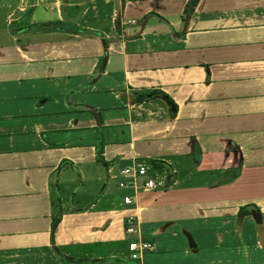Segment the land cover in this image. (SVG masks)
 I'll return each mask as SVG.
<instances>
[{"label": "crops", "instance_id": "crops-1", "mask_svg": "<svg viewBox=\"0 0 264 264\" xmlns=\"http://www.w3.org/2000/svg\"><path fill=\"white\" fill-rule=\"evenodd\" d=\"M153 158L163 184L108 188ZM137 235L154 248L134 259ZM174 249L178 264H264V0H0V264H164Z\"/></svg>", "mask_w": 264, "mask_h": 264}, {"label": "built area", "instance_id": "built-area-1", "mask_svg": "<svg viewBox=\"0 0 264 264\" xmlns=\"http://www.w3.org/2000/svg\"><path fill=\"white\" fill-rule=\"evenodd\" d=\"M157 171L158 169L152 165L151 160L149 162L143 160L133 161L119 169L121 178L118 180V184L121 187L132 188L135 193L140 190L153 189L164 182L160 176H154ZM123 201L130 203L132 201L131 195L126 193L123 196ZM125 231L127 233H136L138 231L137 222L132 214L127 215L125 219ZM153 248L151 241L142 239L139 235L128 241V250L130 256L134 259L142 257L146 251H150Z\"/></svg>", "mask_w": 264, "mask_h": 264}, {"label": "rangeland", "instance_id": "rangeland-1", "mask_svg": "<svg viewBox=\"0 0 264 264\" xmlns=\"http://www.w3.org/2000/svg\"><path fill=\"white\" fill-rule=\"evenodd\" d=\"M171 158L173 160H175L176 163H173V165H176L178 168V171L180 173L179 174V178L183 179V181L185 182L186 180V173H189V171L192 170L191 174L194 176L193 178L195 179V177L199 176V172H197V162H196V155H185L183 152H180L176 155H172ZM143 161L149 162L150 160L148 159H142ZM111 163H117L118 164H122L124 161L120 158V155H115V157H113V159L110 161ZM161 172L166 173V169H160L158 170V174L155 173V177L157 175L161 176ZM193 179V180H194ZM105 183V180L103 179L102 182H93L92 184L95 185V187L97 188L98 192L103 188V185ZM118 178L117 179H111L110 184L108 186V188L113 189L114 194H118V192L120 191V193L122 192L120 190V188H118ZM92 187V185L90 186ZM76 188V194L75 196V200L74 203L76 204H86L87 203V197L89 196V186H88V182H85L84 185L80 184L79 182L75 185ZM72 191V186L68 185V187H66V189H63V193H65L68 197H71V192ZM95 192V191H94ZM97 192V191H96ZM96 194V193H95ZM90 199V198H89ZM177 240L175 239L174 243ZM173 243V245H174ZM176 248L181 247V245L178 243L177 245H174ZM153 252H145L144 254H151ZM162 258H164L163 262L164 264H172L173 262L175 264H178L179 262L182 261V259H184V256L182 255V253H180L178 250H173L172 252H170L169 254L166 255H162ZM182 264H186V263H182ZM189 264V263H187Z\"/></svg>", "mask_w": 264, "mask_h": 264}, {"label": "trees", "instance_id": "trees-1", "mask_svg": "<svg viewBox=\"0 0 264 264\" xmlns=\"http://www.w3.org/2000/svg\"><path fill=\"white\" fill-rule=\"evenodd\" d=\"M98 117H99V115H98ZM98 121H99V119H98ZM101 142V139H100V141L98 142V160H100V161H102V162H105L104 160H103V157H102V155H101V145H102V143H100ZM151 162H152V165L154 166V167H156L158 170H162L163 168L164 169H168V171H171V168H170V165H168V164H166V161L165 160H163V159H156V158H153V159H151ZM240 210L241 211H247V209H246V207L245 206H242L241 208H240ZM58 218L59 217H56L54 220H53V222H52V229H54V227H55V225H56V223H57V221H58Z\"/></svg>", "mask_w": 264, "mask_h": 264}, {"label": "water", "instance_id": "water-1", "mask_svg": "<svg viewBox=\"0 0 264 264\" xmlns=\"http://www.w3.org/2000/svg\"><path fill=\"white\" fill-rule=\"evenodd\" d=\"M166 98H168L166 95H164ZM248 207L251 208L252 212L257 216V221L259 222V212L258 209L254 204H249Z\"/></svg>", "mask_w": 264, "mask_h": 264}]
</instances>
